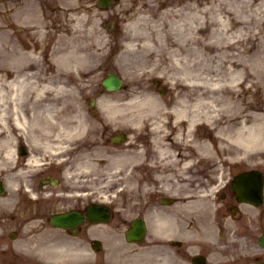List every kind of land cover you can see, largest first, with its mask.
<instances>
[{"label":"bare ground","instance_id":"1","mask_svg":"<svg viewBox=\"0 0 264 264\" xmlns=\"http://www.w3.org/2000/svg\"><path fill=\"white\" fill-rule=\"evenodd\" d=\"M16 1L17 0H12V4L10 6L7 5V3L0 6V26H3V28L6 27V23H10L12 22V20L20 22L22 17L26 15V12L32 7L30 5V8L16 9L15 7L19 5L15 4ZM262 1L263 0H261L259 3H261L260 5H262L263 7L264 2ZM185 2L186 0H175L172 4L173 7L164 12V15H167L168 11H172L170 16H167L168 18H170L171 15L179 16L181 12H184V15L187 17V19L193 20L196 18L197 20H199V29L196 28V24H190L187 26L179 24L182 22V16H179L180 18L176 17L172 21L173 26L180 27V33H183L184 35L181 36V41L175 42L172 39L173 42L170 45L174 46L172 52L173 54H176L177 58H179L177 56L179 53L185 52V58H187L188 60L195 59V62L197 64H204V50L206 48V45L201 37H199L201 36L199 35V31L209 32L213 36H217V38H215V41L217 42L218 48H221L222 51L224 50L223 45L220 41L217 40L227 39L228 43L224 45V54H227V57L222 59L218 67L219 69H217V72H215L217 75L222 73L221 75H223V78L221 76L220 79H218L214 76H205V74L199 75V71L202 68L198 71L188 69V75L190 78L186 79V77L184 76L181 77L183 79V84L187 89L196 88L197 91L198 89H203L204 92L205 89L209 87L213 88V90L216 92L219 90V93L227 90L230 95L225 94L223 98H214L207 97L203 95L202 92L201 97L199 98L197 92L196 99L190 100L187 97L188 94L184 93L183 97L181 96L178 100L177 105H169L171 106V109L169 111H173L174 118H176L175 122L172 124H174V126L180 127V124L186 122L189 128L187 129L186 127L187 132L197 129L196 127L198 126V121L200 120H203V122L208 123L209 125H213L215 136L219 139L217 146L214 149L217 151V153H222L224 150L230 149V147L227 148L225 144L226 142L230 143L231 145H249V141L252 144L260 142L264 143L263 107L260 104H256V109L260 108L261 110L248 113L249 101L247 99V93L250 89H252L253 92H260V90L262 89L263 92V81L259 77V73L263 74V52H261L259 55L248 57L249 49L240 46L245 36H254L255 34L254 31H252L251 33L249 32L247 23H245V19L249 20V18L251 17L254 22L259 24V26H264L263 8H261V11L258 12H256L255 6L248 9L246 8L242 11L246 12L243 13V19H238V16L241 15L240 13L237 14L238 10H240V6L235 9L234 14L232 12H228L227 15L215 13L214 15L209 16L207 15L208 13H205L201 8H198V4L194 6V9L193 5H189ZM195 2H198V0H195ZM66 3H68V6L72 5L68 0L61 1L60 4L62 12L66 11ZM74 17L77 18L76 16ZM143 19V16H138L132 19L128 24L129 30L133 33V38H135V36H139L138 33H142V36L140 38L147 39L146 43L149 46L148 50L153 47L154 51V47L156 46L150 36H161L162 31L156 24L155 29L151 31V33H148L146 27H141L142 22L144 21ZM80 22H83L81 16H79L77 20H74L73 24L77 25L80 24ZM67 30L68 32H70V28ZM237 31H239V34ZM2 33L5 34V32L0 31V47L1 44L6 45L8 41L10 46L13 47L12 54L20 57V59H23L24 56L26 57L27 54H31V49L33 47L23 49L21 47V44L16 39H11L9 36H4L3 39L2 35L4 34ZM257 36H263V28L260 29V32ZM134 46L143 47L144 43L139 45L132 42L128 43L126 46V50L121 55L123 59L126 60L128 58V51H130V47ZM234 46H237L238 49H236L234 53H231L230 49ZM256 46L257 42L253 44V47ZM57 51L59 52V55H57V60H59V66H57V74L59 75V79L64 81L65 83L66 80H76L74 79L75 75L71 74V68L73 66H75L74 71L78 72L80 75H84L85 73H87V71H89L90 74L92 70H94V66L92 65L90 67V64L88 65V68H81L80 70V66L87 65V57L79 53L78 51H75L70 46H67V43L61 44L59 50L57 49ZM71 51H74L75 54L71 55ZM149 52L150 51H148V53ZM152 53L154 52H151L149 56H151ZM173 54L171 55L170 50L168 51V58L170 60V63L174 66L177 59L176 57L174 58ZM144 56L147 61H150V58H148L147 55L144 54ZM248 63H251V65H249ZM13 64H15V62H13ZM181 71L183 70L181 69L180 72ZM193 73H195V75H192ZM5 77V85L7 86L9 91L8 93H6L3 90L4 87H0V135H11L14 130H19L20 126H24V123L30 117L29 112H26V102L29 99L34 102V99H32V96L28 97L27 99L25 95L27 92H32V89H34L35 85L27 82V80H29L31 76L30 73H27L25 70H11L10 73L8 72ZM136 81V78L135 80L130 78L129 82L134 84V87L131 86L132 89H130L128 92L117 96L118 100L114 101L112 99H106L102 103L105 104L110 101L108 106L111 110H122V112L127 114L128 117H132L134 114L138 113H140L138 116L140 119L146 120L153 117L154 129L156 130L157 134V131L159 129V119L161 111H168V104L158 98L154 94V91L147 92L144 90V88L136 86V84L133 83ZM240 85L242 88L239 90L238 86ZM47 86L48 85H45L44 87ZM135 88L138 91L135 90ZM47 95L48 94L45 93L41 97H48ZM57 98L59 100V97ZM209 98H212V100L208 101ZM217 101H222V105L218 107L216 106V109L212 108L214 107V103H216ZM198 104H201L204 107L211 108L203 110L202 118L198 110ZM60 107L63 109L64 104L60 103ZM235 111L238 112V115L234 114ZM190 113H194V115L191 116ZM250 121H252L253 123L249 124ZM195 139L196 138H193L191 142H196ZM115 140H118V136L115 137ZM157 142L158 140L156 139V143ZM166 144L168 145V149H171V147L174 146V143L171 141H167ZM201 144L202 147L196 148L195 151L198 153H203L204 156L201 158L202 160H209L210 158H212V149L210 147L211 143L204 137V139H202L201 141ZM8 153L10 154V152ZM188 157H190L188 160H192L195 162V158L193 156L189 155Z\"/></svg>","mask_w":264,"mask_h":264},{"label":"rangeland","instance_id":"2","mask_svg":"<svg viewBox=\"0 0 264 264\" xmlns=\"http://www.w3.org/2000/svg\"><path fill=\"white\" fill-rule=\"evenodd\" d=\"M1 1L3 2L4 0H1ZM68 1L71 4L73 3L74 4L73 6L79 11V13H82V15L84 16V22H80V24H77V25L75 24L72 25L74 28V31H71L69 33V36H79V37L84 36L82 37L83 39L90 40L93 44L95 42H97L98 44L96 48L94 47V45H93L94 48L90 47L91 52L89 55H87V60L89 62H91L92 64L95 63V65L98 64V67L94 68V70H92V72L90 73V77H93L92 79L90 78L91 81L102 80V78L106 76L111 70H116L124 77L126 82H128V80L130 81V78L133 80H135L136 78L137 81L133 82L136 84V86H139L140 88H144V90L147 92L154 91L155 93H157L155 95L158 98H160L162 101H165L168 104L167 105L168 110L171 109L170 108L171 106L169 105L178 104V100L180 99L181 96L183 97L184 93L188 94L187 97L190 100L196 99L197 92H198L199 98L201 97L202 92H203V95L207 97H214V98H223L225 94L230 95V93H228L227 90H224L222 93H219L218 92L219 90L216 92L213 90V88L209 87L205 89V92H204L203 89H198L197 91L196 88L187 89L186 87L180 86L182 85L180 83L183 82V79L181 77L184 76L186 77V79L190 78L188 75V69H193L195 71H198L199 69L202 68L199 71V75L205 74V76H214L220 79V76L221 77L223 76L221 75L222 73L217 75L215 72H217V69H219L218 67L222 59L227 57V54H224L225 52L224 45L228 43V40L227 39L217 40V41H220L221 44L223 45L224 50L222 51L221 48H218L217 42L215 41V38H217V36H213L209 32L206 33V36H203L205 34H201L199 31V35H201L199 37H201V39L204 41L206 45V48L204 50V57H205L204 64L203 65L197 64L195 62V59L188 60L187 58H185V55H186L184 54L185 52L179 53L177 55L179 58H177L176 54H173L172 52L174 46H170V45L173 42V40L175 42L181 41L182 39L181 36H184V35L183 33H180V27L173 26L172 21L174 20V18L176 17L178 18L179 16L180 17L182 16V22L179 24L183 26H187L190 24L191 25L196 24V28L199 29L200 25H199V20H197L196 18L193 20L187 19V17L184 15V12H181L179 16L171 15L170 18H168L167 16H170L172 11H168L167 15H164V12L166 10L173 7V5L172 6L170 5V3L173 4V0H140L137 7L133 9L134 13L132 15L128 17L122 16L121 19H123V22L121 24V30L115 34H112L109 30H107L100 23V20H98V16H101L102 14L101 13L98 14L97 12L98 9L96 8V6H94L93 8L92 5H93L94 0H81L80 2L79 0H73V1L68 0ZM260 1L261 0H258V1L257 0L256 1L254 0H198V2H195V0H186L185 3H188L189 5H193V8L194 6L198 4L197 5L198 8H201L203 12L208 13L207 15L209 16L214 15L215 13H218V14L220 13L221 15L222 14L227 15L228 12H232L234 14L235 9H237V7L240 6V10H238L237 14L240 13L241 15L238 16V19H243V13L245 11L244 12L242 11L246 8L248 9V8L255 6L256 12L261 11V8L263 7L262 5H260L261 3H259ZM262 2H264V0ZM129 9H131V5H128L127 2L117 8V10L119 11H128ZM63 14L67 16L66 13H63ZM136 16L137 17L143 16L144 21L142 22L141 27H146L148 33H151V31L155 29L156 24L161 29L163 35L161 34V36H156V35L150 36L151 39H153L152 41L156 46L154 47L155 48L154 51H153V47L148 50L149 46L146 43L147 39L140 38L142 36V33H138L139 36H135V38L131 41V38L129 36H133V33L127 29L126 24L131 19L135 18ZM74 20H77V18H75ZM69 21L70 19H67V22ZM245 21H246L245 23H247L249 32L251 33L252 31H254L255 33L254 36H245V38L242 40V44L244 45V47L249 49L248 57L256 56V55H259L261 52H263V74L259 73V77L263 81V91H264V26H259V24L254 22L251 17L249 18V20L245 19ZM261 28H263V36H257ZM237 32L239 34V31ZM156 33H157V30H156ZM113 35L116 36V39H113L114 37L112 39L107 37V36H113ZM98 36H101L100 39ZM127 38L130 42L135 43V44L144 43V46L143 47H137V46L130 47V51H128L129 56L125 60L122 58L121 54L124 50L123 47L125 46V42L127 41ZM120 41H122L121 45H120ZM255 42H257V46L253 47V44ZM99 44H102V48L99 46ZM236 49H238V47L234 46L230 49V52L234 53ZM169 50H170L171 55L173 54L174 58L176 57L177 59L174 66L170 63V60L168 58ZM148 51L150 52L148 53ZM151 52H154V53H152V55L149 56ZM144 54L147 55L148 58H150V61L149 60L147 61L145 59ZM25 60L26 59H22L16 62V64L19 66L17 69H19L20 71H21V67L27 64V62H23ZM172 60H173V57H172ZM52 64L55 65V61H52ZM248 64L251 65V63H248ZM46 65L47 66L51 65L50 62H48V60H46ZM40 68L41 67H37L38 70ZM181 69L183 71L180 72ZM41 70L43 71L39 73L41 76H38L36 78V80L40 82H41V79L43 78L42 76L44 75L45 68H42ZM5 73H3V71L0 72V83L5 82V78H6ZM192 75H195V73H193ZM153 78L155 79L159 78L161 79L162 82H165V84L163 85H167L171 90L168 92V95L160 94L158 87L154 85ZM132 87H134V84H132ZM132 87L129 86V88H127L124 91H129L130 89H132ZM241 88H242L241 85L238 86L239 90ZM135 90L137 89L135 88ZM170 92H172L171 96H170ZM119 93H123V92H119ZM119 93L117 94L114 93L113 95L109 94L110 96H106V97L108 99L109 98L116 99V95L118 96L121 95ZM260 94L263 97V99H261V105H263V108H264V92L261 91ZM247 96H248L247 98L248 101H254V105L252 103L248 104L250 108L248 110V113L261 110L260 108L256 109V104H258V102L256 101H259V99L258 97L257 98L255 97V93L249 90ZM169 97H171V99H169ZM79 100L82 103L74 99V102H75L74 111L76 114L72 115L73 120H66V122H70V123L77 125V128H78V125L79 127H82V122H85L83 120L91 118V116L88 114V111H86L85 109L88 105L86 104L83 96L82 98H79ZM210 100H212V98L208 99V101ZM102 102H104V99ZM109 103L110 101L105 103L106 105L103 104V106H108ZM222 103H223L222 101H217L216 103H214V107L212 108L216 109V106L217 107L221 106ZM82 105H83V109L81 108ZM198 108H199L198 110L200 112V115H203V110L211 109L210 107H204L201 104L199 105ZM113 112L118 113V111H113ZM166 112L168 113V111ZM234 114L238 115V112L235 111ZM190 115L192 116L194 115V113H190ZM124 116L127 117L128 115L125 114ZM113 118L114 117L110 119H106V118L105 119L107 122H111L110 120ZM121 119H125V118H121ZM252 123L253 122L250 121L249 124H252ZM119 124L121 126L122 124H124V121L120 120ZM145 128L147 129L148 127L146 126ZM113 130L115 129H112V131ZM123 130H127V129H123ZM110 132L111 130L109 131V133ZM140 132H141V136H143L145 133V130L142 129ZM197 134L198 135L203 134L204 137L209 139L211 132L208 127L204 126V130H202V128H199V130L197 131ZM212 139L217 145L218 143L217 138H215V136L212 135ZM262 140H263V136H262ZM248 144L249 145H236L239 147L246 146L245 149L243 148L239 149V147H235V149L233 150L231 149V150L224 151V153L226 154V157L229 156L230 159H233L234 157L239 158L240 157L239 155H242L244 157L247 156V160L250 162V164L245 161L240 162L239 164L235 166L236 168L234 172H238L244 168L251 167V165L254 163L264 161V143L260 142V143L252 144L249 141ZM217 159L222 160L219 157ZM212 165H215V164L213 163ZM208 172L209 171H204V173H208Z\"/></svg>","mask_w":264,"mask_h":264},{"label":"flooded vegetation","instance_id":"3","mask_svg":"<svg viewBox=\"0 0 264 264\" xmlns=\"http://www.w3.org/2000/svg\"><path fill=\"white\" fill-rule=\"evenodd\" d=\"M255 251L258 253L256 259H254V261L258 258H260V260L262 261V263L264 264V254H263V248L261 246H256L255 247ZM250 260V259H249Z\"/></svg>","mask_w":264,"mask_h":264}]
</instances>
